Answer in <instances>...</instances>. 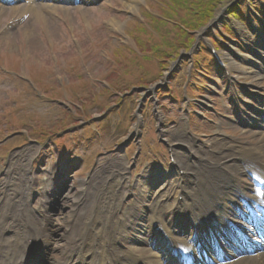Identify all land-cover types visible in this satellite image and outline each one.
<instances>
[{
    "label": "rangeland",
    "instance_id": "rangeland-1",
    "mask_svg": "<svg viewBox=\"0 0 264 264\" xmlns=\"http://www.w3.org/2000/svg\"><path fill=\"white\" fill-rule=\"evenodd\" d=\"M166 1L171 3V0ZM238 1L235 5L228 0L216 3L214 7L216 14L213 19L217 21L205 31L200 27L190 32L181 25L180 28L187 30V36L191 35L192 38L189 39H195L196 44L188 51L182 50L177 61L162 66L160 64L158 80L148 87L138 85V83L145 85L146 81H149L148 74H143L131 63L127 66L125 62L136 54L145 60L146 69L148 64L154 60L161 63L162 58L155 54L158 52L149 51L145 55L142 51L140 54L141 51L137 48L140 46L139 41L137 42L136 39H141L142 42L148 38L151 39V32H154L157 39L165 37L166 30L170 27L168 22V27L159 25L158 22L154 23V21L149 26L142 24L147 16L163 20L166 16L163 14L172 10L168 5L164 7L165 0H89L78 2V5L67 2L60 3L67 6V10L59 9L51 16H48L46 12V18L26 13L24 20H19L20 13L12 14L10 10L0 14V130L2 131H0V167L8 164L9 160L2 161L1 158L7 150L11 149L10 146L14 148L9 151V157L14 153L20 154L29 147L32 151L23 156V163L27 170L30 159L40 151V157L34 162L39 186L48 187L56 171L61 170V173H65L62 182L63 184L65 182L67 186L62 188L63 192H57L60 189L58 188L50 196L51 211L48 210L47 214L48 220L51 219L53 224L50 228L47 225L46 229L64 231V228L62 231L58 230L56 220L59 221L66 214V218L69 217L71 207L75 203L73 199L79 195V191L85 192L88 189L90 193L99 190L105 195L109 193L113 195V186L116 184L115 179L110 175L116 171L115 169H119V172L127 176L131 168L133 173L134 171L142 172L143 176L157 174L154 170L159 165L153 160L159 156L167 159L166 149L161 143L162 138L173 142L187 132L188 136L195 138L198 143L204 142L201 143L204 145L209 139L217 137L215 134L217 126L206 120L210 117L216 122L214 109L223 112L225 124L222 130L248 138L247 134H242L241 127L228 123L229 119H234L239 115L232 106L231 93H223L229 84L221 79V71L214 68L212 55L202 48L198 52L199 43L208 35L210 39L215 38L216 42L220 43L217 49L228 66L231 61L247 68L260 66L259 60L252 56V44L247 42L245 35L237 30H233L234 35H228L225 29L228 25L225 24H230L232 20L236 23L242 21L241 25L244 26L242 32L252 37L263 38L257 45H264V11H260L262 0ZM221 9L222 13H220ZM231 10H234L235 16H232ZM37 11L43 12L39 8ZM217 13L221 15L220 18H217ZM242 14L246 15L247 20H243L245 16ZM227 16L231 20H227ZM252 18L256 19V22ZM140 24L144 32H141ZM155 24L158 27H155ZM227 55L231 57V61L227 59ZM249 58L257 64H252V66ZM115 59L118 62L121 60L119 67L121 74L110 67ZM191 60H194L197 66L190 78L187 73L191 70ZM158 69H154L155 73ZM231 70L235 77L239 78L240 83L246 84L249 81L241 71ZM113 72L117 73V76L109 81L105 80L107 75ZM70 79L73 80L74 87L81 94L86 93L85 91L92 87L90 83L98 84L97 87H102L104 92H108L111 87L117 85L122 88L118 94L121 96V101L115 104L103 98L98 104L97 101L101 99V94L93 96V93H97L99 89L95 88L93 92L89 90L88 97L91 95L94 97V99L90 97L92 104L84 109L83 104L89 100L87 97L88 99L79 102L80 105L77 108L82 109L85 116L88 114L87 122L84 123L79 118L74 127L68 126L71 130L61 138L59 143L55 142L51 136L48 139L50 142L46 144L47 147L39 150L31 137L32 134L34 137L40 136L39 131L36 132L40 127L48 132L57 131L61 125L67 124L70 118V104L66 96H60L69 87L57 88L60 91L55 93L61 98L51 97L53 100L44 97V94L39 91L44 90L47 94L52 91L50 86H54L55 82L60 80L69 83ZM237 82L233 81V85L230 86L232 88L239 86ZM259 82V95H262L264 94V77ZM187 83L191 96L195 98V101L191 102L192 109L186 108L192 114L190 130L186 126L184 115L186 104L182 100L183 90ZM40 84L48 86L45 88ZM85 84L87 88L82 87ZM156 85L161 87L158 95H156L157 90H153ZM33 87H36L34 89L38 91L32 89ZM238 91L243 100V107H246L245 103L247 106H258L259 103L255 104L250 101L255 97H250L246 92L242 93L241 86ZM71 95L73 96V93ZM204 99L209 103L207 105L209 110L202 116H205L203 120L196 113L206 111L204 107L197 108ZM105 104L112 106L101 108ZM14 118L24 121L27 126L15 129V125L9 124ZM38 122L40 123L37 124ZM219 126L221 127L220 123ZM126 138H129L127 143L118 146V143ZM4 142L9 147H3ZM22 142L25 143L21 144ZM53 142L57 144L54 145ZM153 146L160 155L152 154ZM48 147L49 150H47ZM136 159L138 160L135 161ZM146 166H151V171L148 173L144 169ZM164 173L158 172L166 178ZM124 179L127 177L124 176ZM39 186L36 187L40 188ZM44 192L42 197L34 199L30 204L32 209L38 210L39 199L49 197ZM85 198L87 204L90 205L88 209V214H90L97 204V199L94 204L93 196L87 194ZM148 198L150 194H147L145 203ZM120 199L123 203L128 197L125 195ZM60 201L63 202L64 208L58 206ZM137 202L132 201V203ZM138 206L146 211L145 204L138 203ZM120 210L124 209L120 207ZM117 215H114L115 219L125 217L121 212ZM53 248L56 249L55 245ZM57 256H59V251H53L48 264H56ZM45 264H47V258Z\"/></svg>",
    "mask_w": 264,
    "mask_h": 264
},
{
    "label": "bare ground",
    "instance_id": "bare-ground-1",
    "mask_svg": "<svg viewBox=\"0 0 264 264\" xmlns=\"http://www.w3.org/2000/svg\"><path fill=\"white\" fill-rule=\"evenodd\" d=\"M36 1L32 0L31 4H28L29 6H14L11 9L13 10V13L28 12L32 13L35 17L43 16L44 18H46L47 15L51 16L59 9L67 10V6L60 3L70 2L73 0H50L51 2H49V0H40L44 2ZM80 1L87 2L89 0ZM37 8L42 9L43 12L40 13L39 11H37ZM7 9L9 8L0 4V14H4ZM46 12L48 13L47 15L45 14ZM220 13H222V9ZM220 16L221 15L218 14L217 18H220ZM226 19L228 20V17H226ZM234 23L236 25L235 30L244 34L247 38V42L252 44V56L254 59L259 60L260 66H253L252 64L256 65L257 63L254 60H251V58H249L250 64L259 72H264V45H262L263 48L262 46L257 45L263 38L259 36L252 37L248 35V33H243L242 31L244 30V26L238 22ZM226 57L231 61L230 56L227 55ZM229 67L231 69L241 71L247 76L249 81L245 84L246 91L252 96L257 97L260 87L259 80L262 74L258 73L254 68L243 67L233 61L229 63ZM252 113L255 114L253 115L254 120L247 119L248 122L258 121V127L254 130H251V134L253 135V137H256L258 139L257 143L253 144L254 149L252 151L255 152V155L260 157V162L264 164V122H262L264 112L263 114H256L255 110H252ZM186 141V137H183L182 141H177L175 145L180 144V146H177L178 149H183L182 145L186 148H189V142ZM234 148L235 150H238V147L236 145L234 146ZM231 149L233 150V144L223 142L218 139H215L210 143H206L205 148L200 145L193 151L195 154L201 153L203 155H198L200 156V158L195 160L193 164L184 163L185 167H187V174L185 176L180 175V173L177 171L178 169L174 168L171 176L169 175L172 178V181L177 184V187L180 190L184 192L191 190L192 192H194L195 189L199 188L197 185H199L202 180L200 173H198L195 169V163L198 162V164L203 167L202 170L211 169V172L215 173L212 177V180L214 182L207 179V182L209 184H214L216 182L215 185L211 190H208L207 187L203 189V200L200 202L202 210L204 209V207H207V210L210 209L211 211H214L213 217L211 218V220H208L213 225L210 227L212 230H215L218 226H224L226 224V220L230 219L229 215L233 214V210L229 209V207L226 206V204H228L229 202L226 201V203H223L225 199L229 198L226 196L227 194L222 197V200H218V198L212 196L211 193L215 192L217 196L218 194H220L221 196L225 192L229 193L232 192L235 188L240 187L239 185L223 184L221 183L222 181L217 180L218 176H227V174L222 173L223 168L221 167V165L227 163L230 166L227 168V170L230 172V176L227 177H231L232 180L237 181V176L239 177L244 175L243 164L248 160L247 157H243L244 159L234 160L235 156L233 157V155H231ZM186 159L187 161L189 160V158ZM8 168V172L15 171V179L17 180L12 182V186L7 191L6 203L4 204V207L1 206L0 208V219L4 221V225H2L0 229V264H20V261H22L26 249H24L25 241L22 237L19 236L20 234L22 236L23 230L25 229L27 223L29 224L28 230H32L33 232L37 233V231H39V228L41 229L42 220L40 215L43 211H40L42 210V207H39L37 210L32 209L30 206V204H32L31 198L33 197V192H35V190L30 186L31 184H25L26 179L24 175L26 172L23 159L19 158L14 160L13 162H10ZM231 168L237 170L233 172L230 170ZM60 179H62V177L58 176V180ZM187 180L190 182H188ZM57 181L55 182L56 185ZM188 183H190L191 186ZM61 186L62 188H64L67 185L64 182V184H61ZM50 188H52V191H54L53 187ZM248 189L249 188H247L246 190ZM88 193V189L86 190V192H84L83 190L79 191V195L75 199H73L75 203L71 207L69 217L66 218V214L61 219H59V221L56 220L58 230L62 231V229L64 228L63 232H58L56 230L53 231L49 229L53 224V221L51 219L48 220L49 224H47L49 228L46 229V227L44 226L43 229H41L42 237L45 233V239L38 246L37 252H39L40 250L43 251L39 253V264H42L45 254L48 256V258L51 259V257L53 256V251H59V256H57L55 262L56 264L176 263L169 256L170 247L167 245L166 240H164L159 234L158 239L152 231L150 232L145 230L142 232L143 228L145 229L146 227L147 229V226L144 223L145 221L152 224V220L146 218L147 215L145 212L137 209V207H134V209H132L131 219H134V221L136 222H132L133 229L131 235H129V231L125 232V230L120 228L119 224L118 226H114V207L116 205L117 199H109L108 196L103 197L102 193L99 190L94 192V197L95 199L99 197L102 200L97 203L96 211H94L93 214L91 213L92 215L89 214L87 216L90 205L85 204V202H83L81 198L83 196L85 198ZM65 197V199L67 200L68 198L66 195ZM156 202L161 203L162 201L156 200ZM45 204V201L39 200V205L45 206ZM177 204L178 202H176L175 205L177 206ZM58 206L61 208L65 207L63 202L61 201L60 203H58ZM77 207L82 209L81 213H77L75 210H72L76 209ZM111 208L113 211L111 210ZM48 210L51 211L50 208H48ZM180 211L181 210L175 209L173 207L169 210L161 208V211L153 212L155 215H152L151 218L153 219L154 225L156 226H160L159 220L161 223L163 221H168V225L172 231H174V228L172 226L178 224L177 221L174 220L175 217L182 218V220L187 219L188 224H190L189 220L196 224L199 223L195 218H197L200 214L198 213L194 218L192 214V212H194V208H188L186 206L182 210V212L184 213H181ZM45 212L47 213V210H45ZM235 219L231 218L233 222H237V219ZM227 226H231V228L228 232H225V234L231 235L232 237L235 236L237 228L232 225H226L225 227ZM185 230H187V228H184V231ZM198 230L199 231L197 232V234L199 235L201 229ZM119 231L124 234V237L122 236V234H118ZM189 231L191 232L192 229H189ZM145 235L150 236V238L144 237ZM173 235L180 236L179 234ZM12 238H14V241ZM247 238H249V240L246 241L245 244H251L250 247L242 248L243 245L237 243L232 250L229 249V252L226 254L227 256L224 260L213 258L214 261L207 264H264V244H255L251 241L250 237ZM253 240L258 241L257 239ZM53 244L55 245L56 249L53 248ZM121 244H124L126 248L124 249L123 247H121ZM153 244L159 245V248L157 246H154ZM50 246L52 247L49 249ZM160 246L162 250L160 249ZM109 252H111L112 254L110 255ZM62 254L64 255L62 256Z\"/></svg>",
    "mask_w": 264,
    "mask_h": 264
},
{
    "label": "trees",
    "instance_id": "trees-1",
    "mask_svg": "<svg viewBox=\"0 0 264 264\" xmlns=\"http://www.w3.org/2000/svg\"><path fill=\"white\" fill-rule=\"evenodd\" d=\"M185 1L187 3L188 2L193 3L198 9V13L193 15L191 13L184 14L183 11L179 12L178 11V8H179L178 5H180V6L184 5ZM220 1H223V0H177L178 5H176L174 7H172V6L169 7V8H172V10H169L167 13H165L163 15H166L164 17L165 19L166 18L167 19L173 18L178 23V25L172 26V29H175V30L170 29V32H169L170 34L168 33L166 35V37L164 38L167 40L163 39V41L161 43H157L155 45L156 52H159L161 54L163 52H165L164 55L166 57H168L171 55V53L175 54L177 52L178 48L187 49L190 46V44L192 43V41H191V39H189V36H187V33L180 28V24L184 25L187 29H190V30L199 28L212 15L213 10H214L213 6H215L216 3L220 2ZM214 2H216V3H214ZM145 21L148 24H150L152 21H154V23L158 22L159 25H164V26L168 27L166 20H164V19L161 20V19L154 17V16H151V17L147 16L145 18ZM155 27H158V25L155 24ZM141 32H143L142 28H141ZM139 41H141V40H139ZM164 41H166V42L164 43ZM143 44H144V42L141 45H143ZM112 54L118 55L117 53H112ZM115 63H121V60L118 62L115 59ZM136 66L139 67L140 66L139 63H136ZM110 76L114 77L117 75L115 73H113V74H110ZM107 80L109 81L110 78L108 77ZM142 84H144V83H142ZM82 87L87 88L86 84L82 85Z\"/></svg>",
    "mask_w": 264,
    "mask_h": 264
}]
</instances>
